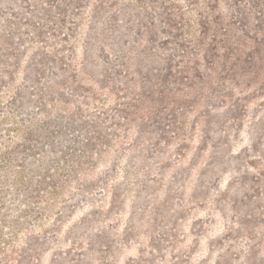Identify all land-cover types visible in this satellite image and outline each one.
Instances as JSON below:
<instances>
[{
  "label": "rangeland",
  "instance_id": "rangeland-1",
  "mask_svg": "<svg viewBox=\"0 0 264 264\" xmlns=\"http://www.w3.org/2000/svg\"><path fill=\"white\" fill-rule=\"evenodd\" d=\"M0 264H264V0H0Z\"/></svg>",
  "mask_w": 264,
  "mask_h": 264
}]
</instances>
